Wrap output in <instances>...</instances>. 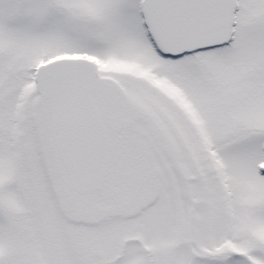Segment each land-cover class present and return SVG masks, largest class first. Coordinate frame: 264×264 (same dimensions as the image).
<instances>
[{"label":"snow or ice","instance_id":"obj_1","mask_svg":"<svg viewBox=\"0 0 264 264\" xmlns=\"http://www.w3.org/2000/svg\"><path fill=\"white\" fill-rule=\"evenodd\" d=\"M0 264H264V0H0Z\"/></svg>","mask_w":264,"mask_h":264}]
</instances>
